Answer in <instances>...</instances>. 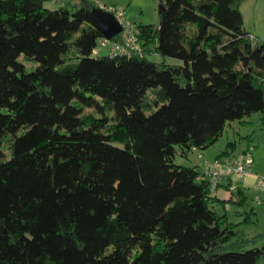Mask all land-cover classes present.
Here are the masks:
<instances>
[{
	"label": "trees",
	"instance_id": "16d2710c",
	"mask_svg": "<svg viewBox=\"0 0 264 264\" xmlns=\"http://www.w3.org/2000/svg\"><path fill=\"white\" fill-rule=\"evenodd\" d=\"M46 1L0 0V264H260L264 230L227 211L246 190L221 198L177 163L234 122L264 124L245 0H161L159 26H136L140 51L117 55L96 53V3Z\"/></svg>",
	"mask_w": 264,
	"mask_h": 264
},
{
	"label": "rangeland",
	"instance_id": "374dc122",
	"mask_svg": "<svg viewBox=\"0 0 264 264\" xmlns=\"http://www.w3.org/2000/svg\"><path fill=\"white\" fill-rule=\"evenodd\" d=\"M76 4L79 0H69L67 3ZM107 2V1H106ZM110 3V2H107ZM114 4L120 5L119 2ZM63 4L56 2L55 0L46 1L45 6L49 9H58ZM109 5V4H108ZM130 5V4H129ZM162 7L161 0H134L131 9L129 6L126 8V20L135 26L139 25H153L158 27L160 24V9ZM122 10V9H121ZM109 49L102 51V55L108 54ZM151 60L156 62H162L164 59L160 55L151 56ZM167 62L170 64H182L180 60L167 58ZM32 64L27 63L30 67ZM87 112H93L94 108H88ZM262 114H254L248 117L247 126H240L238 122H234L227 128L224 135L217 141L215 145L207 150H194L190 154V158L186 159L182 155H178L177 163L187 166L199 164V169L203 171L204 161L213 160L217 155L225 151L231 142H237L236 150L233 155H238L248 149V144L252 146L251 151L254 157V163L252 166V172L256 173L260 177H264V124L261 120ZM241 135H244L245 141L241 139ZM247 136H251L252 141L246 139ZM241 140V141H240ZM200 154H205L206 158L200 159ZM235 186V185H234ZM244 189V188H243ZM246 190L247 202L245 206L234 204V207L229 211L230 219L234 223H240L246 221V214L250 215L251 223L243 224L244 231L252 236L264 230V191H259L256 187ZM233 195L231 194V197ZM219 212H224L223 207H219ZM252 211V213H250ZM264 264V259L260 262Z\"/></svg>",
	"mask_w": 264,
	"mask_h": 264
},
{
	"label": "built area",
	"instance_id": "2783aa9c",
	"mask_svg": "<svg viewBox=\"0 0 264 264\" xmlns=\"http://www.w3.org/2000/svg\"><path fill=\"white\" fill-rule=\"evenodd\" d=\"M97 7L114 14L122 24L123 31L120 34H122L123 42H112L103 38L99 42L96 53H100L106 48H110L111 55L120 53L130 54L132 51H140L137 28L132 23L127 22L125 12L100 3L97 4ZM252 38L254 39V36ZM253 163L254 157L252 151L245 150L238 155L217 158L215 161L207 163L205 174L213 190L224 182L232 183V186H234L251 176ZM255 187L261 192L264 191V177H256Z\"/></svg>",
	"mask_w": 264,
	"mask_h": 264
},
{
	"label": "crops",
	"instance_id": "0c3cea01",
	"mask_svg": "<svg viewBox=\"0 0 264 264\" xmlns=\"http://www.w3.org/2000/svg\"><path fill=\"white\" fill-rule=\"evenodd\" d=\"M55 1L61 2L63 5H65L69 0H55ZM92 1L96 4L100 3V4H103V5L108 6V7H114V8L122 9L125 12V18H126V14H127L126 8L129 6V8L131 9V7L133 6V2H134V0H92ZM106 1L110 2V3H107ZM115 2H119L120 5L114 4ZM242 12L244 15L246 29L253 36H256V37L264 40V0H245V2L242 5ZM248 121L249 120L247 118L245 120L246 123H240V122H238V123L240 124V126H247V124L249 123ZM230 126H228V127H230ZM240 137H241V139H243L245 141L244 135H241ZM221 154L217 155L216 158L213 160H207L206 159L204 161L203 171H205V167H206L207 163L215 161L217 158H219V156ZM204 157L206 158L205 154H200V159H204ZM191 166H198L199 167L200 165L196 163V165H191ZM257 176H259V175L252 172L251 176L249 178H247L245 181L238 183V184H240L244 189H251L252 186L255 187ZM228 184H229L228 182H224L222 185L218 186V188L215 190V194L221 198L229 199L231 197L232 193L230 190H226V185H228ZM233 207H234V204H228L227 205V211L228 212L231 211L233 209Z\"/></svg>",
	"mask_w": 264,
	"mask_h": 264
},
{
	"label": "water",
	"instance_id": "95a60500",
	"mask_svg": "<svg viewBox=\"0 0 264 264\" xmlns=\"http://www.w3.org/2000/svg\"><path fill=\"white\" fill-rule=\"evenodd\" d=\"M87 18L107 40H112L123 31V26L115 15L102 8L94 7L88 10Z\"/></svg>",
	"mask_w": 264,
	"mask_h": 264
}]
</instances>
